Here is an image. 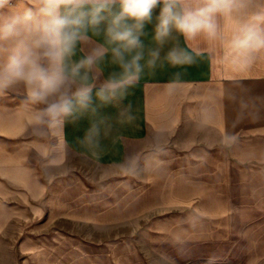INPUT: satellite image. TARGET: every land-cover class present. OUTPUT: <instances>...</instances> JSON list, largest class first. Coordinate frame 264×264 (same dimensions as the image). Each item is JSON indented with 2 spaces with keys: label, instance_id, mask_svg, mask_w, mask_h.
Returning <instances> with one entry per match:
<instances>
[{
  "label": "crops",
  "instance_id": "crops-1",
  "mask_svg": "<svg viewBox=\"0 0 264 264\" xmlns=\"http://www.w3.org/2000/svg\"><path fill=\"white\" fill-rule=\"evenodd\" d=\"M159 11V6L154 9L141 37L145 60L147 50L157 47L153 35ZM232 27L228 22L223 42L186 41L173 33L156 67L145 66L124 99L101 104L94 89L97 113L67 121L63 133L37 136L26 127L30 117L21 107L23 89L0 97V252L6 251L11 223L31 221L24 235L33 237L28 264H106L102 253L119 252L99 244L98 238L110 235L106 228L136 224L157 206H189L179 219L197 220L201 190L223 189L220 183L234 170L235 146L264 139V57L247 71L234 70L225 59ZM89 36V43L77 46L73 61L104 42L103 34L89 31ZM174 46L188 49L194 62L168 64L164 58ZM110 60L109 53L100 62L97 85L119 70ZM177 72L180 80L173 82ZM129 104L136 119L119 123L120 110ZM202 107L211 112L208 126L199 123ZM100 120L112 129L93 154L80 142ZM162 218L169 226L170 216Z\"/></svg>",
  "mask_w": 264,
  "mask_h": 264
},
{
  "label": "clouds",
  "instance_id": "clouds-1",
  "mask_svg": "<svg viewBox=\"0 0 264 264\" xmlns=\"http://www.w3.org/2000/svg\"><path fill=\"white\" fill-rule=\"evenodd\" d=\"M158 6L157 47L147 50L145 60L141 37ZM228 22L233 27L225 59L234 70L247 71L264 57V0H0V97L23 89L21 107L30 117L26 127L37 136L63 133L67 121L97 113L94 89L101 104L124 99L145 66L156 67L160 49L173 33L186 41L223 42ZM89 31L103 34L104 42L73 61L77 46L91 41ZM109 53L119 70L97 85L100 62ZM164 59L173 67L194 62L193 54L179 46ZM180 77L175 73L173 82ZM135 119L131 104L117 117L122 124ZM211 120L210 109L202 107L199 123L208 126ZM111 129L109 122H94L80 145L95 154ZM229 138L225 134L223 139Z\"/></svg>",
  "mask_w": 264,
  "mask_h": 264
},
{
  "label": "rangeland",
  "instance_id": "rangeland-1",
  "mask_svg": "<svg viewBox=\"0 0 264 264\" xmlns=\"http://www.w3.org/2000/svg\"><path fill=\"white\" fill-rule=\"evenodd\" d=\"M234 152V170L219 182L223 189L201 190L197 220L179 219L189 206H157L136 224L106 228L110 235L98 238L99 244L119 250L101 254L106 264H264V139L242 141ZM168 215L165 226L161 220ZM32 223H11L0 264H28L33 259L28 250L33 237L24 236Z\"/></svg>",
  "mask_w": 264,
  "mask_h": 264
}]
</instances>
